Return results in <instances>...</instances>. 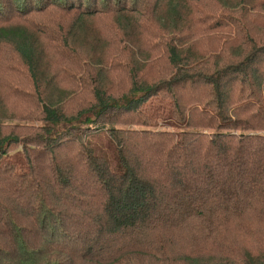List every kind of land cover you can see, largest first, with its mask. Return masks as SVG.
Here are the masks:
<instances>
[{"label": "trees", "instance_id": "obj_1", "mask_svg": "<svg viewBox=\"0 0 264 264\" xmlns=\"http://www.w3.org/2000/svg\"><path fill=\"white\" fill-rule=\"evenodd\" d=\"M0 264H264V0H0Z\"/></svg>", "mask_w": 264, "mask_h": 264}, {"label": "rangeland", "instance_id": "obj_2", "mask_svg": "<svg viewBox=\"0 0 264 264\" xmlns=\"http://www.w3.org/2000/svg\"><path fill=\"white\" fill-rule=\"evenodd\" d=\"M91 31H92V29H90V28L87 30V35H88V36H89V34H90ZM106 43L108 44L107 41H106Z\"/></svg>", "mask_w": 264, "mask_h": 264}]
</instances>
